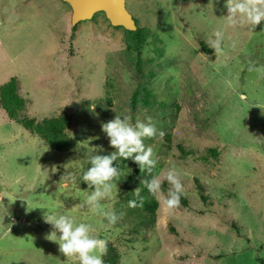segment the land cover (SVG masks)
<instances>
[{"label": "rangeland", "instance_id": "374dc122", "mask_svg": "<svg viewBox=\"0 0 264 264\" xmlns=\"http://www.w3.org/2000/svg\"><path fill=\"white\" fill-rule=\"evenodd\" d=\"M126 8L147 29L131 50L128 35L101 14L73 32L62 0H0V86L17 77L26 116L70 115L74 141L69 152L51 150L0 108V264H79L47 239V209L90 224L118 264H264V75L248 70L264 67V21L253 31L227 27L225 0H126ZM217 30L222 51L205 52ZM117 115L133 124L151 117L157 129L143 141L161 178L148 225L129 211L136 187L126 176L141 172L132 159L97 211L85 203L95 186L83 172L91 155L115 151L102 124ZM173 168L186 205L169 211L163 174Z\"/></svg>", "mask_w": 264, "mask_h": 264}, {"label": "clouds", "instance_id": "9594fccd", "mask_svg": "<svg viewBox=\"0 0 264 264\" xmlns=\"http://www.w3.org/2000/svg\"><path fill=\"white\" fill-rule=\"evenodd\" d=\"M227 15L224 16L227 21V27H247L253 31L264 21V0H225ZM264 31V30H261ZM214 39H210L208 47L217 54L222 51L224 32L217 30L214 32ZM264 75V67L251 65L248 69ZM131 119L125 116L122 120L117 115L113 120L102 124V131L109 138V144L115 149L109 155H91L89 157L90 167L83 172L82 181L86 182L89 189L95 186V190L87 196L85 203L93 212L100 208L101 201L112 195L114 182L123 175V170L113 166L114 161L120 159H132L141 172L151 173L156 167L157 159L154 157V151L151 146L144 144L145 138H152L157 135V129L151 122L137 120L134 124ZM163 136V132L159 133ZM57 171L53 166L52 172ZM67 180L68 174L64 176ZM163 178L171 185L167 197L164 199V205L171 211L180 204V198L183 193V185L177 175L176 170L169 169L163 174ZM142 183L148 189V192L154 197L161 193V178L153 176L150 180H144ZM140 197V191L137 189L133 193ZM141 199V204L143 199ZM130 207H136L135 200L129 201ZM47 209L45 207H36ZM34 208V209H36ZM108 224L114 225L118 216L115 213L103 212ZM43 220L54 229L47 235V239L57 242L59 251L67 258H77L79 264H103L102 256L107 251V241L105 239L94 237L91 233L92 226L88 223L76 224L71 216L55 215L47 212L43 214Z\"/></svg>", "mask_w": 264, "mask_h": 264}, {"label": "trees", "instance_id": "16d2710c", "mask_svg": "<svg viewBox=\"0 0 264 264\" xmlns=\"http://www.w3.org/2000/svg\"><path fill=\"white\" fill-rule=\"evenodd\" d=\"M98 14H101L103 16V18L105 19V21H107V24L110 27L115 29L120 28L128 35L129 39L127 41V48L129 50L137 48L141 45L143 46L144 39L147 36L146 28L144 29V27L139 26L136 28V30L129 31L121 26H112L109 21L105 18L102 12L95 13L92 18L89 19V21H94ZM81 22L83 21H80L75 25H71V30L74 32V29ZM201 46L205 52L210 50V48L205 46L204 44H202ZM136 65L138 71L141 73V57L137 58ZM142 90L144 91L143 101L144 103L149 104V97L151 95L150 90L148 91L145 85H142ZM19 91L20 84L17 77H12L10 80L0 86V108L4 111L8 120L15 121L16 123L21 125L25 130H27L30 134L42 138L51 150L58 152H69L70 150H72L74 148V141L71 136H69L67 133V128L70 127L72 124V117L66 113H60L55 116L45 117L40 120H37L35 117L26 116L24 112L27 107V102L26 99L20 95ZM132 97L134 100V98L136 97V92L133 93ZM166 138L169 139V136H166ZM208 150L214 156L217 155L216 150H214L213 148H210ZM117 165L120 169H123L125 167V160L120 159L118 161H114L113 166ZM153 176H155L153 171L151 173L147 171L139 173L137 167L133 168L131 172H128L126 176L128 181L135 180L136 190L139 189L140 191L139 198L133 194L135 190L130 193L132 196L126 197L128 201H136L137 206L130 207L129 211L131 214H134L139 219L140 224L148 225L155 219L158 201L156 197H154L148 192V189L142 183V181L144 180L152 179ZM198 191L201 194V197L203 198L204 196L202 195V189L200 185H198ZM140 198L143 199L142 204ZM180 201L183 205H186V200L184 198L181 197ZM232 226L234 227L235 224L232 223ZM102 259L103 264H118L119 255L115 251L114 247L109 246L107 252L103 254Z\"/></svg>", "mask_w": 264, "mask_h": 264}, {"label": "water", "instance_id": "95a60500", "mask_svg": "<svg viewBox=\"0 0 264 264\" xmlns=\"http://www.w3.org/2000/svg\"><path fill=\"white\" fill-rule=\"evenodd\" d=\"M70 8V22L75 25L89 20L95 13L102 12L112 26H121L134 31L137 28L131 13L126 8V0H62Z\"/></svg>", "mask_w": 264, "mask_h": 264}, {"label": "flooded vegetation", "instance_id": "af4514ba", "mask_svg": "<svg viewBox=\"0 0 264 264\" xmlns=\"http://www.w3.org/2000/svg\"><path fill=\"white\" fill-rule=\"evenodd\" d=\"M132 15V14H131ZM132 18H133V20L135 21V19H134V17L132 16ZM135 23H136V21H135Z\"/></svg>", "mask_w": 264, "mask_h": 264}]
</instances>
